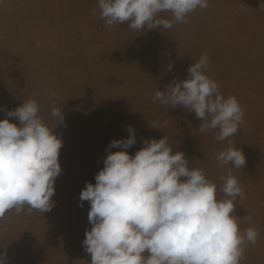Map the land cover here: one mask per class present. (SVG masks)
I'll list each match as a JSON object with an SVG mask.
<instances>
[{"label": "clouds", "instance_id": "9594fccd", "mask_svg": "<svg viewBox=\"0 0 264 264\" xmlns=\"http://www.w3.org/2000/svg\"><path fill=\"white\" fill-rule=\"evenodd\" d=\"M209 6V0H98L106 26L126 23L137 31L170 29L187 23L188 14L197 8ZM259 8H264V2ZM161 13H171L172 19L162 18ZM209 69L205 52L189 66L186 79L155 91L152 102L194 112L203 121L199 131L218 129L220 142L237 133L244 123V108L235 96L225 98L220 93L219 84L207 75ZM50 96L53 102L58 98L55 92ZM51 115L56 118L53 127L44 122L38 101L28 99L7 111V117L16 118L19 125L8 118L0 120V218L13 210L46 213L53 207L63 143L55 129L64 123V115L55 106ZM127 131V139L114 140L106 149L95 184L86 183L80 193V206L84 201L90 204L91 229L85 232L83 246L91 264H241L247 245H255L258 238L255 228H240L251 217L234 214V200L245 198L232 174L233 168L246 164L243 151L229 141L216 154L225 169L219 180L227 197L218 200L216 183L203 169L190 168L185 154L174 151L166 136L145 140L130 155L127 149L136 138L131 126ZM6 260V254L0 253V264Z\"/></svg>", "mask_w": 264, "mask_h": 264}, {"label": "bare ground", "instance_id": "6f19581e", "mask_svg": "<svg viewBox=\"0 0 264 264\" xmlns=\"http://www.w3.org/2000/svg\"><path fill=\"white\" fill-rule=\"evenodd\" d=\"M69 1L78 4L76 14L79 15L80 22L77 26L63 22L65 14L58 10L59 0H22L19 11L27 15L23 21L26 25L30 22L28 25L34 30L38 43L36 49H27L22 41V44L21 42L16 44L11 39L2 38L5 19L0 15V120L8 118L10 122L19 125L16 118L7 117V111L14 110L23 100L28 99L38 101L40 115L50 127L55 126L56 123V118L51 115L53 106L62 109V113L70 119L73 115L88 116L96 115L97 112L114 114L117 118L125 119L142 115L150 125L144 131L140 126L132 127L142 130L141 136L135 137V145L138 148L132 147L136 152L144 146L145 140H159L166 136L158 124L163 122L170 106L163 105L159 101L153 103L152 97L155 91H164L173 80L186 79L189 66L199 60L200 57L193 56L189 51H186V55L180 53V47L189 48L185 40L188 37L195 38L200 42V50L208 52L225 44H234L239 47V57L229 60L216 52L209 56L210 69L207 75L219 84V91L225 98L230 96L237 98L244 108V123L248 126L250 122L253 138L247 137L249 143H238L237 140L234 144L232 141V144L240 148L246 157L245 175L256 185L259 191L257 203L264 209V168L259 166L264 163V8H259L264 0H209L210 6L207 9L197 8L188 14L187 23H176L170 29L157 26L148 30L149 32L130 29L126 23L106 26L105 21L100 17L98 0ZM11 2L7 1L8 4ZM160 16L172 19L171 13H161ZM18 23L21 24L22 19ZM98 27L106 28L99 44L95 40ZM17 28L14 25L13 31L16 33ZM21 28H25L23 23ZM29 37L30 34L27 38ZM75 38L80 40L82 38L85 41L76 52L91 65L89 69L66 65L67 58L59 54L56 50L58 46L53 47L57 42H64L65 45L68 44L65 47H69V41L72 42ZM124 42L128 44L125 46L127 50L123 49ZM144 44H149L148 47L151 48L163 49L166 73H162L164 75L160 79L157 77V65L148 54L140 52L136 57L140 62L139 70L130 64L133 53L131 50H136V46ZM55 57L57 61L53 62L56 60ZM107 57L110 61L112 58L122 61V73L116 79H111L104 70ZM170 63L171 71L168 70ZM45 92L48 94H44ZM52 92L57 93L58 98L55 102L50 96ZM175 108L185 111L182 106ZM189 115L192 114L189 112ZM67 120L64 118V123ZM64 123L57 126L56 134L63 135L66 142L73 143V140H77L74 134L65 131L64 134L60 133L62 131L59 127H64ZM226 147L228 145L222 143L212 147L209 158L201 159L195 167L204 170L206 177L216 183V192L222 194L225 199L227 197L221 190L222 181L219 180V177L225 174V169L219 166L216 154ZM200 158L201 156L198 157ZM89 169L87 173L77 175L76 182L82 187L81 191L88 183L86 179H90V176L96 173L94 169ZM235 171L236 168H233V175ZM240 180L243 186L250 183L246 178ZM69 192L70 204L66 200L56 198L53 207L60 208L64 205H67V208L74 207L77 195L73 191ZM250 199L252 198L245 194L244 199L237 197L234 200L236 206L234 214L241 218L251 217L248 223L240 224L241 229H246L249 225L251 227L261 225L257 217V220L253 218ZM30 213L35 215L40 212L33 210ZM6 216L3 217V221L0 220V250L1 253L6 254V264H84L83 258L88 253L84 249L83 241L86 230L91 229L90 224L79 222L72 227L71 225L63 227L64 235L72 231L79 235L76 240H69L60 237V231L63 230L53 221L48 222L42 217H36L31 218L29 226L10 223V221L5 224ZM36 232L53 237L43 236L41 239H44L41 240ZM257 239L260 240L257 246L247 245L245 258L241 264H264V231L258 232Z\"/></svg>", "mask_w": 264, "mask_h": 264}, {"label": "rangeland", "instance_id": "374dc122", "mask_svg": "<svg viewBox=\"0 0 264 264\" xmlns=\"http://www.w3.org/2000/svg\"><path fill=\"white\" fill-rule=\"evenodd\" d=\"M7 1L11 2L12 0H5L3 3H0L1 5L0 15L4 16V19H5V21H3V25H4L3 30L4 29L5 30L4 31L2 30V35H1L2 38L7 39V40L11 39L16 44H19L22 41L23 45L26 46L27 49L29 48L36 49V47H38L37 45L38 43L36 42L35 35L33 33L34 30L32 29V27L31 28L29 27L28 24L30 22H28L27 24L28 26H27L24 23L25 21H23V19L26 18L27 15H23L21 11H19L21 8L19 6H21L20 3H22V0L21 1L19 0V2L18 0H13L11 4H8ZM63 6H64V10H63ZM77 7H78V4H76L75 2H72L69 0H63V1L59 0L58 10L59 12H62V13L64 12L63 15L64 14L65 15H64L63 22L65 24L71 23L76 26L79 25L80 17L79 15L76 14ZM69 12H71L73 16ZM21 19H22L23 26H25L24 29L21 28L22 23L21 24L18 23V21ZM14 25L18 27L16 29L17 33L13 31ZM105 29L106 28L102 29L98 27V30L96 31V37H95L97 44L101 43V39H102L103 34L105 33ZM143 30L147 32L150 31L147 28H144ZM17 34H20V35H17ZM29 34H30V37L27 38ZM9 35H11L12 37ZM76 39L77 38L73 39L74 41L72 40V42L69 41L70 42L69 47H65L68 44L65 45L64 42H57L53 47L56 48L57 46L58 47L60 46L59 48L57 47L56 50L64 58L65 57L67 58L65 60L66 65L68 66L73 65V66L81 67V68L85 67L86 69L87 68L89 69L91 65L85 59L81 58L82 55L80 54L77 55V52H76V49H80V47H82L81 45H84L83 43L85 41L82 38L81 40L80 39L76 40ZM199 43L200 42L196 40L195 38L193 39L192 37H188L185 40V44H187L188 45L187 47L189 48L186 49V47H180V53H182V55H186V53L189 51L193 56L201 57V55L206 52L209 57L211 55H214L217 52L218 55H220L223 58H229V60L239 57L238 56L239 47L235 46L234 44L233 45L225 44L216 49H213L212 52H208L207 50L201 51L199 48L200 46ZM125 46H128V44H125L124 42L123 49L127 50V47ZM133 46H135V44ZM148 46L149 44H144L142 46H136V50H131L133 51L134 54L131 53L130 64L132 65V67L139 70L140 62H139V59L136 57L138 56L140 52H144L148 54L151 57L152 61L155 63V65H157L156 66V72L158 74L157 77L160 79L161 76L166 73V69L164 67L163 49H160L159 47L151 48ZM60 55H57V56H60ZM249 57L252 58V55L249 54ZM55 59L56 60H53V62L57 61V57H55ZM105 61H106L105 63L103 62L104 65L106 66L104 70H106V72L108 73V76L111 79H116L118 75H121L122 69H123L122 64H121L122 61H120L117 58H112L111 61L113 62H111L110 60H108V57L105 58ZM74 62L75 64H73ZM189 112L190 111H188L187 109H185V111H182L180 109L169 107L167 109L166 117L164 118L163 122H161L158 125L159 127H161V129H163L162 132L166 134V137L168 138L169 143L173 147V150L182 151L185 154V156L189 160L190 168H195L201 159L209 158V155H210L209 151L214 146H219L221 145V143L223 145H229V141H231V143L233 141V144H234L237 140H238V143H241V142L249 143L247 137L250 139L253 138V134L250 131V122H248L249 124L248 126L245 123H242L239 126L237 133L234 134L232 137H230L228 140L218 142L216 140V135L218 134L219 130L209 129L206 132H203V133L200 132L199 127L203 121L201 119L196 118V116L193 114L194 112H190L192 115H189ZM135 114H138V113L135 112ZM63 115H64V118L68 120L64 123L65 124L63 125L64 127H61V126L59 127L62 131L60 133L64 134L65 132H71L72 134L76 136L77 140H73V143H68L66 142V139L65 137H63V135L61 134L57 135L63 142L62 147L59 152V157H58L59 163L62 168V173L55 180V183H54L55 194L51 199H52L53 204H55L56 198L61 199L62 201L66 200L70 204L68 195L70 193L69 191H73L77 195V200L74 201L75 202L74 207L67 208L66 207L67 205H64L62 207L60 206L61 209L58 206L56 208L52 207L51 211L49 212L38 213L35 215L28 212L27 209L22 211L20 214H16L15 211L13 210V211L6 213L7 216L5 215L6 216L5 221L7 222L5 224H8V222L10 221V223L13 222V223L24 224L26 226H29V224L31 223V218L33 219L36 217L38 218L42 217L44 220L48 222L53 221L54 223H56V225H59V228L63 230V231H60V237L67 238L69 240H76L79 237V235H77L73 231L66 233L64 235L65 230L63 229V227H67L70 225L72 227L73 225H77L79 222L84 223V224L86 223L90 224V222L88 221V212L90 209L89 202L84 201L83 206L82 207L80 206L81 202H80L79 197H80L82 187H80L79 183L76 182L78 173L79 174L87 173L89 166H91L89 170L94 169L96 173L94 176L91 175L90 179H86V180L88 182L95 184V176L104 167L103 161L107 156L106 149H108V146L110 145V143L114 140L127 139L129 136V132L127 131L129 126L133 127L137 125V126L142 127L144 131L146 127H148V125L150 124L147 122V120L143 119L142 115H134L127 119L121 118V117L117 118L116 117L117 115H114V114L108 115L105 112H100V113L97 112L96 115H88V116H84L81 114L73 115L72 119H70L69 117H66V114L64 113ZM141 133H142V130H139L138 128L134 129L135 137L141 136L140 135ZM88 134H90V136H87ZM132 147L138 148V146L135 144ZM132 147L127 149L130 155L135 154V149H133ZM109 150L112 152H116V151H120L121 149L111 148ZM199 156H201L200 159H198ZM259 166H262L264 168V163H262V165L259 164ZM245 168L246 167L244 166V168L236 169V171L234 172V176L239 180L240 183H242L240 178H246L248 181H250V183H247L244 186L242 185V188L245 194L249 195L252 198L250 199V203H251L250 205L252 208L250 210L253 213V218H255L256 220L258 218V223L261 224L259 227H257L258 226L257 225V226H253V228H255L259 233H262L264 231V227H263L264 226V209L261 207L259 203H257L256 198H257V195H259V191L257 190V187L254 184L253 180H251L247 175H245L246 173ZM87 175L88 174H86V176ZM61 177L63 180L61 179ZM68 184L69 186H67ZM55 195H57V197H55ZM216 198L219 200L225 199L222 194H219L217 192H216ZM0 220L3 221V218H0ZM249 227L251 226L249 225ZM36 233L38 234L40 239L43 236L53 237V236H49L48 234H42L41 232H36ZM67 234H70V236H66ZM258 243H260L259 239H257V243L255 244V246H257ZM1 252L2 250H0V253ZM83 263L91 264V255L89 253L84 256Z\"/></svg>", "mask_w": 264, "mask_h": 264}]
</instances>
